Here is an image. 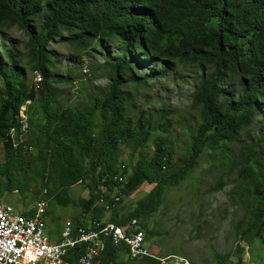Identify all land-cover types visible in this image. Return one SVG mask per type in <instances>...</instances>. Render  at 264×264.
<instances>
[{
  "label": "trees",
  "instance_id": "trees-1",
  "mask_svg": "<svg viewBox=\"0 0 264 264\" xmlns=\"http://www.w3.org/2000/svg\"><path fill=\"white\" fill-rule=\"evenodd\" d=\"M13 27L27 40L23 57L13 47L0 51V143L5 158L0 198L16 189L23 201H36L48 188L49 200L67 205L72 200L69 188L81 184L89 189L88 197L75 201L82 214L103 219L109 204L107 221L126 225L136 217L146 227L145 220L162 205L167 189L184 182L202 154L211 150L217 168L235 171L233 192L242 209L234 227L235 251L216 264H246L244 244L264 241V133L259 138L249 133L235 156L229 148L264 114V0H0V29ZM59 37L76 54L97 40L120 42L116 57L107 55L108 87L88 106L55 100L57 83L66 82L51 77L55 63L50 46ZM23 58L41 78L40 96L26 83ZM179 65L198 70L192 91L198 117L185 153L176 157L170 140H159L151 118L131 104L147 79L167 77ZM149 67L155 73H147ZM26 105L32 150L23 144L13 147L7 135L12 128L20 130V109ZM169 114L166 110L163 116ZM127 152L126 163L122 157ZM145 183L153 185L151 190L133 209L120 212L121 197ZM226 184L221 178L215 190ZM80 216L75 225L82 222ZM57 233L50 238L59 241ZM151 234L149 230L147 238ZM96 264L160 262L133 258L124 245L110 241Z\"/></svg>",
  "mask_w": 264,
  "mask_h": 264
},
{
  "label": "rangeland",
  "instance_id": "rangeland-1",
  "mask_svg": "<svg viewBox=\"0 0 264 264\" xmlns=\"http://www.w3.org/2000/svg\"><path fill=\"white\" fill-rule=\"evenodd\" d=\"M26 40L24 33L16 27L0 29L2 52L8 47H13L23 57L26 53ZM50 48L54 53L55 63L51 77H62L66 80L57 83L56 102L65 106H88L95 95H103L109 84L107 55L116 57L120 50L118 39L104 44L97 40L89 50L81 54H76L61 37L56 38ZM22 64L26 71L28 87L34 86L36 95L40 96V76L30 72L24 58ZM146 71L153 74L156 70L149 67ZM196 71L198 70L193 67L179 65L167 77L149 78L146 80L148 85L132 99L131 105L135 106L136 111L143 112L156 125V137L159 140H170L176 157L185 153L198 117L197 110L192 106ZM2 85L3 79L0 77V88ZM166 110H169L170 114L163 116ZM136 121L137 116L133 117V122ZM164 124L167 125L166 131L163 130ZM249 133L254 135V138H259L264 133V114L258 117L251 127L241 132L229 148L232 156L237 154L240 145L248 141ZM152 150L153 145L150 147V151ZM127 154L128 152L122 157L126 163ZM215 158L213 151L206 150L191 175L180 185L168 188L162 205L145 220L147 225L143 228L146 232V243L154 254L181 256L188 259L190 264H216L222 255L235 251L237 243L234 227L242 216V209L233 192L235 171L229 169L230 166L217 168ZM221 178L226 180L227 184L222 189L215 190ZM41 185L39 182L38 186L42 189ZM152 187L153 185L145 183L132 195L121 197L118 204L120 212L133 209ZM115 192H112V196L116 195ZM88 193L89 189L79 184L69 188L72 200L67 205L50 199L47 210L51 213H47L46 217L47 234L58 232L59 236L66 218L75 219L82 215L81 208L75 201L88 197ZM0 199L12 204L19 211L29 210L35 202L31 197L23 201L19 190L9 192ZM109 216L110 210L107 209L103 219L107 220ZM57 217L59 219L53 222L52 218ZM149 230L154 234L147 238ZM51 240L55 241L52 238ZM244 245L246 264H264V241ZM230 262L234 260L230 259Z\"/></svg>",
  "mask_w": 264,
  "mask_h": 264
},
{
  "label": "built area",
  "instance_id": "built-area-1",
  "mask_svg": "<svg viewBox=\"0 0 264 264\" xmlns=\"http://www.w3.org/2000/svg\"><path fill=\"white\" fill-rule=\"evenodd\" d=\"M19 120L20 130L7 134L10 142L15 148L23 144L32 150V145L27 141V105L21 107ZM3 147L0 145V168L5 161ZM47 194L48 188H44L27 211H19L0 199V264H96L110 241L116 246L124 245L133 258L148 256L157 259L160 264H190L188 259L181 256L154 254L147 246L146 232L136 217L126 225L87 213L82 214V222L75 225L74 219L68 217L62 225L60 240L52 241L46 232ZM115 200H119V197L116 196ZM105 206L110 209L109 204ZM69 256L76 259L69 260Z\"/></svg>",
  "mask_w": 264,
  "mask_h": 264
},
{
  "label": "bare ground",
  "instance_id": "bare-ground-1",
  "mask_svg": "<svg viewBox=\"0 0 264 264\" xmlns=\"http://www.w3.org/2000/svg\"><path fill=\"white\" fill-rule=\"evenodd\" d=\"M11 133H17L16 127L15 128H12Z\"/></svg>",
  "mask_w": 264,
  "mask_h": 264
},
{
  "label": "crops",
  "instance_id": "crops-1",
  "mask_svg": "<svg viewBox=\"0 0 264 264\" xmlns=\"http://www.w3.org/2000/svg\"><path fill=\"white\" fill-rule=\"evenodd\" d=\"M58 234V233H57ZM49 238H50V235H49ZM50 240H51V238H50ZM55 240V239H54Z\"/></svg>",
  "mask_w": 264,
  "mask_h": 264
}]
</instances>
